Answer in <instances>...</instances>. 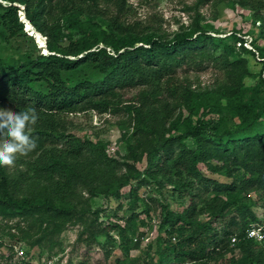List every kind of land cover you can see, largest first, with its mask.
<instances>
[{"label":"trees","instance_id":"trees-1","mask_svg":"<svg viewBox=\"0 0 264 264\" xmlns=\"http://www.w3.org/2000/svg\"><path fill=\"white\" fill-rule=\"evenodd\" d=\"M228 1L231 9L239 5L251 10L252 22L258 23L250 48L236 34L230 35L231 43L226 36L212 34L208 23L167 37L127 21V0H0V46L16 43L10 51H0V108L37 110L39 120L32 133L37 148L18 160L29 170V182L44 186L52 196L50 200L16 196L8 186L7 167L0 166V218H20L30 224L42 214L63 221L80 219L82 213L67 196L84 180V168L100 166L108 156L100 141L67 133L62 114L110 111L117 103L116 90L133 89L138 92L123 107L132 127L130 135L123 136L126 149H141L149 165L162 174L157 183H169L188 199L180 211L161 209L157 264L186 260L264 264V243L244 237L259 212L252 207L253 200H242L254 193L264 196V65L257 82L244 85L246 61L235 49L238 43L239 50L264 60V45L255 43L257 37L264 38V0ZM21 13L44 37L46 53L20 45L34 43L24 31ZM204 63L222 70L221 83L192 89L179 81L178 70H202ZM175 108L185 109L187 116L173 121ZM206 114L218 120L209 136L204 132ZM166 123L168 134L163 135ZM199 164L230 181L202 175ZM126 184L127 179L118 187ZM109 189V195L116 196V188ZM201 214L205 220L199 219ZM135 216L132 213L129 222ZM225 218L217 239L210 220ZM127 230V226L119 228L124 248ZM234 234L239 240L231 246L229 238ZM235 249L240 254L237 259L224 258L226 251ZM17 264L31 263L21 259Z\"/></svg>","mask_w":264,"mask_h":264},{"label":"rangeland","instance_id":"rangeland-1","mask_svg":"<svg viewBox=\"0 0 264 264\" xmlns=\"http://www.w3.org/2000/svg\"><path fill=\"white\" fill-rule=\"evenodd\" d=\"M127 5V21L157 29L167 37L183 31H192L208 23L213 27L212 34L226 36L228 43L232 42L230 35L236 34L245 41V46L250 48L251 38L258 33V23L252 22L251 10L239 5L231 9L228 0H127ZM24 31L31 34L25 25ZM43 41L44 37L36 33L33 44L28 41L20 45L33 52L39 50L46 53L42 46ZM255 43L263 47L264 38L257 37ZM15 45L16 43L8 44L5 48L1 45L0 51H10ZM238 48L236 43L235 49L240 57L245 59L248 71V75L243 78V84L254 85L264 60L257 57L256 53H247ZM204 65L205 67L198 71L180 69L176 75L183 85L192 89L211 88L221 83L224 77L222 70L212 64ZM159 87L157 90L160 94ZM116 91L117 103L110 111L98 113L85 110L62 114L67 133L100 141L104 144L108 156V160L100 166L84 168V180L67 196L77 212L82 213L81 218L63 221L42 214L37 216L32 224L20 218H0V264H17L21 259H27L31 264L158 263L159 249L156 246V238L163 234L158 227L161 209L165 206L180 211L188 203V199L175 192L169 183H157L162 180V174L149 165V160L141 149L132 152L126 149L123 136L128 137L132 127L131 117L125 113L123 107L131 103L138 90ZM172 112L175 115L173 121L180 115L187 116V111L183 108H175ZM203 119L204 132L209 136L214 133L218 124L217 116L206 114ZM236 122L233 120L232 125ZM167 124L162 125L163 135L168 134ZM143 139L146 140V136H143ZM186 144L191 145L189 139ZM18 159L17 157L13 167L6 166L8 186L12 192L16 196L28 195L36 200L52 199L44 186L29 182L30 172ZM199 169L206 177L222 182L230 181L225 176L210 173L203 164H199ZM137 173L138 176L133 177ZM125 179L127 184L118 187V183ZM110 186L112 189L116 188V196L109 195ZM199 191L201 192V189ZM133 193L140 200L135 201ZM248 199L254 201L255 207H252L256 212L263 211V195L254 193L252 197L249 195L242 198L243 201ZM132 213L136 216L129 222ZM199 219L205 220L206 215L201 214ZM210 221L217 233L216 238L220 239V227L227 218ZM125 226L128 227L126 248L122 247L119 236V228ZM38 238L41 240L36 243ZM222 245L224 246V242ZM17 248L24 250L22 255L17 253ZM239 255V251L235 249L232 252L226 251L224 258L233 256L237 259ZM184 264L214 263L186 260Z\"/></svg>","mask_w":264,"mask_h":264},{"label":"clouds","instance_id":"clouds-1","mask_svg":"<svg viewBox=\"0 0 264 264\" xmlns=\"http://www.w3.org/2000/svg\"><path fill=\"white\" fill-rule=\"evenodd\" d=\"M38 120L33 107L19 112L0 108V166L13 167L18 156H27L37 148L32 133Z\"/></svg>","mask_w":264,"mask_h":264},{"label":"built area","instance_id":"built-area-1","mask_svg":"<svg viewBox=\"0 0 264 264\" xmlns=\"http://www.w3.org/2000/svg\"><path fill=\"white\" fill-rule=\"evenodd\" d=\"M244 237L250 240L252 243L261 244L264 243V212L258 213L256 221L252 222L244 231ZM239 238L236 234L230 236L229 242L231 246H234L238 242ZM19 255L23 254V249L17 248Z\"/></svg>","mask_w":264,"mask_h":264},{"label":"bare ground","instance_id":"bare-ground-1","mask_svg":"<svg viewBox=\"0 0 264 264\" xmlns=\"http://www.w3.org/2000/svg\"><path fill=\"white\" fill-rule=\"evenodd\" d=\"M21 20H23L25 22L26 29L29 30V31H31V33L34 34L35 37H36V33L37 32L31 28V26L27 23V21L24 19V17H23L22 14H21ZM42 46H44V45H42Z\"/></svg>","mask_w":264,"mask_h":264},{"label":"water","instance_id":"water-1","mask_svg":"<svg viewBox=\"0 0 264 264\" xmlns=\"http://www.w3.org/2000/svg\"><path fill=\"white\" fill-rule=\"evenodd\" d=\"M21 21H23V20H21ZM23 22H24V21H23ZM25 26H26V25H25ZM30 35H31V36H33V37L35 36V35H34V34H32V33H31ZM43 44H44V41H43Z\"/></svg>","mask_w":264,"mask_h":264}]
</instances>
